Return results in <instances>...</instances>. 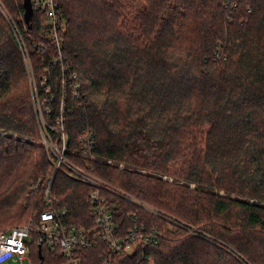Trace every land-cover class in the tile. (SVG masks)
<instances>
[{
  "label": "trees",
  "instance_id": "trees-1",
  "mask_svg": "<svg viewBox=\"0 0 264 264\" xmlns=\"http://www.w3.org/2000/svg\"><path fill=\"white\" fill-rule=\"evenodd\" d=\"M225 1L130 0L132 12L129 0H55L67 21L60 59L54 47L38 50L49 41L44 13L35 7L27 26L24 0H0L23 37L49 125L64 101L68 158L85 165L79 141L91 131L93 174L153 209L104 192L120 233L136 212L161 235L115 253L113 264H264V0H243L231 22ZM15 28L0 8V232L50 205L87 224L93 188L49 158ZM219 46L226 61L215 57ZM74 74L81 98L75 79L63 89V75ZM98 246L78 248L80 264H102L107 244ZM31 252L32 264L61 262L38 242Z\"/></svg>",
  "mask_w": 264,
  "mask_h": 264
},
{
  "label": "built area",
  "instance_id": "built-area-1",
  "mask_svg": "<svg viewBox=\"0 0 264 264\" xmlns=\"http://www.w3.org/2000/svg\"><path fill=\"white\" fill-rule=\"evenodd\" d=\"M243 0H226L225 10L229 22L233 21L239 15L240 4ZM32 5L44 13L46 22L44 24L45 36L49 41L41 43L38 50L48 47H54L57 50L61 49V42L59 40V32L65 29L64 23H60L59 7L55 0H32ZM0 8L4 13L6 19L15 28L14 22L10 18L5 8ZM251 12V9L249 10ZM244 22V19H241ZM15 36L18 38L21 50L24 52L26 58L27 71L29 79L32 83V94L34 99V107L38 114V120L41 126V134L43 137V144L49 152V157L56 166L57 171H60L74 181H78L84 185L92 187L90 195L91 218L87 224L75 225L67 221L71 216L67 208L55 209L51 205L44 212L40 213L35 219L29 220L27 223L15 225L0 232V264H32L31 250L33 244L38 242L40 249L44 245L46 252L52 255H58L61 262L58 264H80L81 258L77 254L78 248L93 249L99 247L98 245L104 241L107 244V249H103L101 258L102 264H113V255L122 251H133L134 245L143 241L145 243H157L161 235L154 229L139 220L138 214H130V218L134 221L131 229L127 234L119 232V225L115 221L114 206L110 205L105 197L104 192H110L128 199L134 205L141 206L147 210L153 211L152 207L146 206L138 199L130 197L127 193L119 191L108 183L103 182L100 178L93 174L94 163L98 160L95 154V140L91 131H87L81 135L79 141V158L84 160L85 165L72 163L68 158V142L69 137L66 135L64 129V110L66 109L64 101L61 104V116L55 120V125H49L45 121V103L46 99H41L37 92L36 81L33 78V68L28 58V51H26L23 37L20 35L18 29L15 28ZM215 57L219 60L226 61L227 56L224 54L222 47L219 46ZM61 59V50H60ZM70 67L63 64V74L70 72ZM63 75V89L66 90L69 83L75 79L71 91L76 98H81L82 94L81 83L76 81V74L65 78ZM68 80L69 83H68ZM46 92L49 87L45 88ZM49 112L48 109H46ZM50 130L58 132V139L56 140L50 133ZM107 164L116 165L119 169L125 166L123 163L114 164L112 160H107ZM142 173H145L143 171ZM164 181L172 182L173 179L168 176H163ZM52 181H49L48 188L45 194L47 195L45 203L51 204L52 195L50 194ZM59 261V260H58Z\"/></svg>",
  "mask_w": 264,
  "mask_h": 264
},
{
  "label": "water",
  "instance_id": "water-1",
  "mask_svg": "<svg viewBox=\"0 0 264 264\" xmlns=\"http://www.w3.org/2000/svg\"><path fill=\"white\" fill-rule=\"evenodd\" d=\"M25 7V13H24V21L26 22L27 26L31 25V18L34 15V7L32 5V0H24L23 3ZM41 250H39L40 252ZM41 253V252H40Z\"/></svg>",
  "mask_w": 264,
  "mask_h": 264
},
{
  "label": "rangeland",
  "instance_id": "rangeland-1",
  "mask_svg": "<svg viewBox=\"0 0 264 264\" xmlns=\"http://www.w3.org/2000/svg\"><path fill=\"white\" fill-rule=\"evenodd\" d=\"M127 4L130 6L131 5V7H132V12H135V10L137 9V7H138V5H134V4H132V3H130V0H129V2H127ZM36 143H39V141H36ZM50 158V157H49ZM51 160V159H50ZM163 176H168V175H163ZM162 176V177H163ZM168 177H170V176H168ZM170 178H172L173 179V177H170ZM174 180V179H173ZM169 182V181H168ZM182 183V182H181ZM194 186V184H192V186H191V188ZM221 194L222 195H224V191H221ZM20 224H22V222H14V223H12V225H8V226H6L5 228H4V230L6 229V228H9V227H12V226H15V225H20ZM25 264H28V262H26Z\"/></svg>",
  "mask_w": 264,
  "mask_h": 264
}]
</instances>
